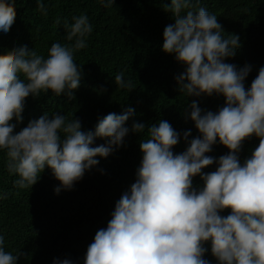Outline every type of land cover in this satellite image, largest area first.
I'll use <instances>...</instances> for the list:
<instances>
[{
    "label": "clouds",
    "instance_id": "1",
    "mask_svg": "<svg viewBox=\"0 0 264 264\" xmlns=\"http://www.w3.org/2000/svg\"><path fill=\"white\" fill-rule=\"evenodd\" d=\"M162 7L174 19L164 29L162 51L185 66L175 77L177 90L188 97L223 96L225 104L217 112L203 111L195 100L188 106L199 135L189 139L191 131H185L187 148L180 154L173 152L180 134L168 121L147 127L135 182L116 202L107 227L96 232L84 264H209L204 259L208 242L218 264H264V67L246 89L251 66L238 69L225 62L240 48L239 36L226 35L216 15L192 0H170ZM37 10L47 16L40 0ZM16 15L13 0H0V31L8 33ZM72 19L71 25L64 22L71 43H53L47 58L27 46L0 55V150L6 153L7 172L19 177L14 184L20 189L32 188L47 167L60 183L57 194L71 190L99 163L96 157L118 150L130 131L125 123L132 108L107 114L94 131H82L79 119L59 112L51 118L45 113L16 130L30 95L67 92L73 99L79 88L81 69L74 53L87 47L93 27L86 15ZM114 81L119 88H132L123 72ZM145 129L134 122L131 132L143 134ZM252 136L259 145L241 164L242 143ZM97 138L107 143L93 147ZM217 140L229 150L218 161L207 155ZM214 163L215 171L202 172ZM196 176L203 181L200 189L193 187ZM225 209L230 214L222 216ZM4 242L0 235V264H17L25 254L5 251ZM54 264L72 262L57 259Z\"/></svg>",
    "mask_w": 264,
    "mask_h": 264
},
{
    "label": "trees",
    "instance_id": "2",
    "mask_svg": "<svg viewBox=\"0 0 264 264\" xmlns=\"http://www.w3.org/2000/svg\"><path fill=\"white\" fill-rule=\"evenodd\" d=\"M15 22L8 33L0 31V55L27 46L38 55L48 57L53 43L69 44L64 22L74 23L73 17L86 15L93 27L86 40L87 47L74 53V61L81 69L78 89L69 99L67 92L41 93L26 99L22 123L27 126L45 113L59 112L68 119H79L82 131H94L98 120L109 113L122 114L128 108L134 114L125 123L130 129L123 145L106 158L96 157L99 163L87 170L71 190L62 189L47 167L38 182L27 189L15 186L19 179L6 168V153L0 150V235L4 237L5 251L19 256L17 264H54V260L69 259L72 264H84L88 246L96 232L106 228L116 202L128 191L136 179L142 153L139 143L147 138V127L161 120L168 121L180 134L174 154L183 153L187 144L183 133L190 130L189 139L199 135L190 119L194 100L203 111L217 112L225 104L223 96L188 97L177 90L176 76L185 70L174 55L162 51L163 32L174 23L162 4L170 0H113L105 7L100 0H40L47 8L45 17L37 10L38 0H13ZM195 7H205L216 15L224 33L240 38L236 55L225 62L238 69L251 66L245 88L264 67V0H192ZM59 18L61 23L56 25ZM123 72L125 81L131 80V89L115 84L116 74ZM134 122L143 123V134L131 132ZM12 123H16L15 117ZM63 139V136L61 137ZM97 138L93 147L106 144ZM259 145L255 136L242 143L241 164L250 158ZM228 149L217 143L207 155L215 160L228 154ZM217 164L202 170L215 171ZM193 187L200 189L203 181L193 178ZM230 209L220 214L227 216ZM204 259L218 264L211 254L210 242L205 244Z\"/></svg>",
    "mask_w": 264,
    "mask_h": 264
}]
</instances>
